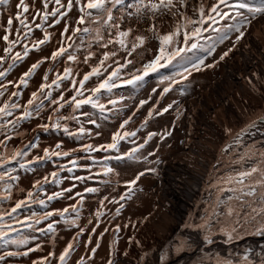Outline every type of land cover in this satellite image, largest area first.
<instances>
[{"label":"rangeland","instance_id":"obj_1","mask_svg":"<svg viewBox=\"0 0 264 264\" xmlns=\"http://www.w3.org/2000/svg\"><path fill=\"white\" fill-rule=\"evenodd\" d=\"M63 2L66 4L67 0H63ZM132 2H134V0H132ZM145 2H147V0H145ZM253 2H255V0H253ZM17 3L18 0H8L7 4H0V37L4 35L3 29L7 26L8 17L12 16L14 19L17 12ZM26 3L30 7L29 13L26 14L29 20H31V17L35 15V10H43L41 0H26ZM187 3V8L182 9V11L186 12L189 16H193L197 10V6L200 3V0H187ZM191 4L195 5L194 7L196 8L190 6ZM207 4L208 6H210V0H207ZM78 16V10L73 9L72 12L69 13V16L66 20L62 21L60 24L54 27L48 28V31L51 33L52 37L51 41L43 45L40 50L30 52L27 59L17 64L16 67L19 70L15 67L11 71L14 73L10 74V72L6 77V80L3 82L18 80L21 74L27 71V68L35 61L41 59L42 57H50L51 52L57 50L60 47L62 40L60 33L62 32L65 23L69 24L70 26L67 35H72L71 29L78 26L76 24V19L78 18ZM178 20L179 16H172L170 13L157 16L155 21H152L147 17L140 20H137L135 17L131 19H125L123 27L126 28L131 26L134 29L133 35L143 34L146 37L144 48L139 49L137 53H134L131 57V59H133L134 61V66L129 65L127 69L123 70V75L125 77H127V75L131 71H135L136 68L141 67L142 63H146L149 60L153 59L155 54L158 53L159 41L154 38L151 32L147 31L149 26L155 23L156 28L159 30V32L161 34H166L174 29V26L178 22ZM36 22L39 23V20L37 19ZM221 24H223V22H221ZM263 24L264 18H258L257 21H254L246 36L240 41L239 44L236 45L235 49L230 52L224 60H219V57L223 54V52H225L232 46V41L235 40V33L230 34V38L228 40H225L223 43L217 42L215 51L211 54H209L207 51V49L213 42L212 39H209V37L214 38L215 36V33H213L211 30L203 33L200 39L189 41L188 44H184L183 35L181 34V36L177 37V47L190 48L191 43L193 42L198 43L200 46L196 49H191L190 51L181 53L180 57H177L166 67L160 68L157 72L150 73L149 76L145 77L144 81H142L138 86H121L113 90V92H115V95H113L114 93L102 92L100 95V99L101 102L106 106L107 110L105 111V113L102 114L97 109L91 108V106L89 105L83 106L80 112L89 113L90 118L96 120L99 127L88 123L89 118L81 116L80 112L75 113V115L79 117V123H77L76 120H69L66 122L68 128L71 131L75 132L80 126H83L86 129L90 130V132L92 133L91 135L69 136L62 130H49L47 132L43 131L39 127V125L50 123L48 117L51 115L53 107L50 106L47 101L45 102V107L44 109H42L39 117H34L27 121H22L20 125H18L15 132L12 133L14 138L8 141L9 148L14 149L17 147H22L23 145L29 144L30 142L36 143L38 147L35 149H25L29 153V155L27 157H24L21 162L27 163L28 160H31L36 156L43 155V150L45 148L54 149L55 145L59 143L62 146L60 150L70 151L72 153H75L76 155H90L91 157H94L96 159V163L87 164L84 162H79V166L74 168L71 173L67 171H61L56 166L65 165L70 167L71 165H69L68 163L70 161V158L67 157L53 158V160H45L39 163H35L30 166V169H19L18 163L9 165V167L17 168V172L15 174L18 175L20 179L15 182L12 200L3 202V204L0 205L2 207H11L16 199H23L26 191L28 190L34 191V193H36L37 195V198L46 199V195L44 193L51 194L53 192L69 188L72 184L76 185L72 189V192L65 193L64 197L53 200L58 203L51 201L46 205V207H41L38 204L33 205L31 209H25L24 212L20 214L21 218H23L24 215L30 214V212L42 213L44 211L60 210L64 208V205H66L65 207H70L71 205L76 204L77 200L79 199V197H76V193L83 194V202L78 206L76 212L73 213L72 211H70L67 214V217L69 219L77 218L78 222L76 226H72L61 221L56 225L55 234L32 233L27 229H23L22 232L14 234L37 236L38 239L34 241L30 240L28 246H35L36 243H39L41 244V249L39 251L30 253L28 257L10 258L9 264H31V261L33 259L46 256L50 251L54 252L56 254V257H58L59 253L68 243L65 241L63 242V238L64 240H72V238L76 236V234L79 232V229L81 228L84 229V235L79 237L75 249L72 251V254L69 258L68 264H75V262L81 256L85 257L86 264H107V260L109 259L110 246L114 248L115 255L113 258L116 260V264H144V262L145 264H155L156 261H159L158 257H156V261L154 259L155 252L158 251L157 255L161 256L162 254L164 256L166 253V248L169 249L170 245L172 244L171 241H173L172 246L174 245L175 249L179 251V247H182L183 245L179 246L174 243L183 240L182 238H184V234L186 232L188 233L187 228H189V226L186 225L185 227L183 225L184 227H181V232L176 231L177 223L170 208V205H173L174 201L171 200L169 196L165 195V192H162L165 190L169 191L168 186L171 187V185H166V183L168 184V181L165 180V178L168 179L167 170L171 168L172 170H175L176 167H174L173 165H175V160H179V162H183L194 172L203 174L205 170L203 167L204 165L201 164L205 163L206 161L208 162L212 158L211 154L217 149V144L222 139H224V134L226 133L223 131V124H220L219 118L216 117L215 111L219 110L220 120H223V122L227 121V123L231 125L230 127L234 128L236 121L239 120V118L244 114V117L240 121H243L241 123L246 124L249 123L250 120L257 119L260 115H263L264 100H258L257 96L253 95L252 93L245 92L244 90L239 92V90L232 89V93H234L233 96L235 103L233 104L232 111L230 113L234 115L232 117L234 122L232 121V118H230L229 116L227 117L224 114L222 109L218 108L214 110L213 108H209L205 111L207 122V125L205 126L207 128H202L201 126L203 125L197 124L196 128H193L191 130L192 134L191 136H189V141L187 138L184 149H182L181 134L182 129L186 128L185 123L188 121L189 108L201 105L202 102L205 101L206 93L208 91H205L206 93H201V91L205 90L206 88L208 90L209 85H211L215 81L221 82L223 80L222 74L225 71L230 70L232 65H236L234 63V59L237 55H240L241 59H243L255 53L254 50L256 48L254 44L250 45V43H254L256 42V38L264 36ZM19 27L20 25L14 19L12 26V36L10 38H15L16 29ZM104 36L106 38L108 37V33L106 31L104 32ZM42 38V31L39 29H34L30 40H40ZM83 39L86 41V43L82 47H79L78 51L76 49H70V51H74L78 57L77 62L73 63L75 65V69L78 68L79 72L78 77L76 78L77 80L82 79L83 75L90 71V65H95L98 63L99 59L103 55V52L106 50L101 48L99 44L93 42L90 50L94 53V56L89 61V64H85L83 60L89 50L87 41L90 39V37L84 36ZM65 43H67V41H65ZM3 44L5 45L3 40L0 39V55H4ZM77 45H79V40H77ZM109 48H111V46H109ZM16 51H22V45L18 44L14 49V52ZM125 55V52H120L115 59H119L122 62ZM64 58H61L58 62V66H61L62 72L65 67L66 56ZM201 59L204 60L205 65L207 60L217 59L215 63L221 62V66H223L219 75L215 78L211 79L209 75H207L206 78H208V80L206 81V83H204V85H207L203 86V88H200V91L198 92L201 94H196L193 100L189 99L191 98L188 95L189 90L193 87H196L195 90H197L199 87H201V85H203L202 82L198 80L197 77H195L197 75L191 73L187 81H183L179 85H174L173 90H171L161 98L160 94L163 91V88L167 86V81L161 83L164 77H176L177 79H179L176 74L179 72H183L185 66L191 68L190 61L198 62ZM109 63H111V61ZM222 63L224 65H222ZM5 67H7L6 63L0 65V70ZM51 67V60H46L43 64H41L40 67L36 69V73L29 78L28 87H22L20 89L23 94L14 99H16L21 105L25 104L28 100V96L32 91L31 88L34 85V82H36L38 79L37 84H41L43 82L42 78L45 73L48 74V82L50 83L53 76L55 75V67ZM205 68L206 70H208L207 67ZM108 71L110 72L111 68H109ZM40 74L42 75L39 76ZM106 74L107 73H105V75ZM261 76L262 75L260 72L255 75V78H257L256 80L258 82L254 85L258 86V90L256 92L261 91L264 98V74L262 77ZM102 78L103 77H92L86 83V87H94L99 82V79ZM68 83L69 81H64L62 84V88L60 89V91H65L64 94L66 95V97H70L71 95H73L72 91H68ZM221 85L223 88V83H221ZM182 88L186 89V92L183 95H181L180 91ZM153 89H155V91H153ZM13 90V87L10 85L8 87L6 95L4 97H0V99H3L2 103L8 98V95H10ZM59 93V90H55L52 98L54 99L58 97ZM88 94L89 93H85V95ZM109 99L117 100L118 103L115 106L108 104ZM141 100H146L147 103L144 104L143 107H139V110L137 111ZM214 100H216V98H213L212 101ZM157 101H159V103H157ZM173 101H176L177 103L173 105V108L170 109L169 112L165 113L162 116L154 115L153 118L149 120L147 125L141 127L143 122L147 118V114L150 108H153L155 106L158 109H162ZM179 101L184 104L185 112L180 116L179 120H176V109L178 108ZM202 105L204 109L206 103H203ZM70 112L71 108L69 106H65V108L61 109V115H68ZM19 114L20 110H17L16 113H14V115ZM129 117H132V119L130 120L129 124L126 125L125 128L121 131H137V129H139V131H137L136 137L129 138V140L121 142L119 146L120 154H123L124 152L130 150L132 147L142 143L149 132L158 133V135L152 137V139L143 149L139 150V152L136 154V159H110L104 161L103 158L105 156H115L117 155V152L106 153L100 151L86 153L79 150L84 144H92L94 146H98L111 142V136L113 132L116 131L119 128V125ZM195 120L199 121V117H195ZM259 124H261V121L257 119V126ZM208 127L210 129H208ZM177 129L178 131L176 132ZM212 130H219V132H217L219 136H213V132H210ZM16 132H18L19 135H16ZM97 132H99L100 135H96ZM166 132H171V135L165 136L164 139H161V135H164V133ZM3 138V135H0V139ZM133 139L135 140V144L130 142V140ZM231 141H233L232 136L227 139V142L223 146L229 145ZM197 144L201 145V148L197 147ZM193 150L197 151L201 157L198 158L196 156V153L192 154ZM220 151L222 150L220 149ZM219 152L218 156H220ZM149 153H154V155H149ZM218 156L214 161L210 160L211 162L209 163H216ZM144 157H147V159H144ZM168 165L170 167H168ZM105 166L111 167L113 171L107 175H96L97 172L102 173ZM89 168L91 169L90 171ZM149 169H154V171H148ZM53 171L59 172V177L61 179L59 185L54 183L45 184L43 186L44 192H39L36 189L32 188V184L36 180L42 179L44 176H49V178L51 179L50 173H52ZM141 172H144L145 174L143 176H140L136 184L133 185L134 192L131 195V198H127L126 201L120 200V196L127 191V182L136 179L138 174ZM170 173V176L174 178L180 177V174L176 173V171H171ZM74 176H82L86 179L82 181H75L71 179V177ZM65 177H69V179H64ZM171 183L174 184V181H171ZM87 187H94L98 190L94 193L84 192V189ZM17 189H23L25 191H18ZM68 197L72 198L69 199ZM204 197L206 198V196H203V198ZM226 198L227 197H224V199ZM62 200H64V203ZM101 200H105V204L103 207H101L100 205ZM109 201L113 202L110 203ZM120 204H123L124 207L120 210L119 215H116V209L120 207ZM98 209L103 213V215L99 218L100 222L99 226L97 227L98 221L95 213ZM202 215V210L201 212H197L193 216L194 222L199 220ZM53 219L59 220L60 218H49V221L42 222L41 225H38L37 227H44L46 223L51 222V220ZM89 221H91V223H89ZM220 223L221 220L220 222L215 224L216 227L219 228L220 226L217 224ZM133 224L135 225V227L132 226ZM117 225L120 226V230L118 233H114L113 230ZM125 225H128V227H125ZM189 225L192 226V224ZM94 227L96 228V232L92 233V229ZM105 229H108V231H105ZM101 233H103L102 236ZM179 233L180 236L178 235ZM187 233L185 234L186 236ZM89 235H91L92 237V243L88 246V248H85V242L87 241ZM175 237L179 239L178 240L176 238L177 242ZM129 238H133L131 243H129ZM173 238L175 239V242ZM97 239H99L100 247L97 249L96 253L89 261L87 260V257L91 255V248L95 247ZM113 240L116 241L115 245H113L112 243ZM135 241H139V245H137ZM8 250L16 249L10 246ZM20 250L24 249L21 248ZM169 250L166 255L170 253L171 254L168 255V257L165 255L166 258H171L177 252H174V250L171 248ZM243 251V254L240 253L241 259L232 262L244 264L243 257L246 254L249 256L252 264H262V262H264V249H261L258 246L251 248L250 246H246L243 248ZM124 252L128 253L127 256L123 255ZM204 255L206 254H200V257L202 259L199 260H201V263H199L200 261H195L194 259L196 257H193V255L192 258L189 259L188 264H204L202 262L209 264V262L204 258ZM142 257L143 259H141ZM227 259L231 260L230 258ZM194 261L197 263H195ZM52 264H57L56 259H53Z\"/></svg>","mask_w":264,"mask_h":264},{"label":"snow or ice","instance_id":"obj_2","mask_svg":"<svg viewBox=\"0 0 264 264\" xmlns=\"http://www.w3.org/2000/svg\"><path fill=\"white\" fill-rule=\"evenodd\" d=\"M8 0H0V4H7ZM43 10H35V15L29 20L26 15L30 11L29 5L26 0H18L16 4L17 12L15 14V21L20 25L16 29L15 38L12 36V26L14 19L9 16L7 19V26L3 29L4 35L0 37L5 43L3 49L4 55H0V65L7 64V67L0 70V97H4L7 93L8 87L11 85L13 91L8 98L0 104V135H3V139H0V205L3 202L11 201L13 198V189L15 182L20 177L16 175V167H9L14 163H18L19 169H30V166L35 163H39L45 160H53V158L68 157L71 155L70 151H63L61 144H56L54 149L45 148L43 155L36 156L27 163L21 162L24 157H27L29 153L25 150L28 148L35 149L38 145L34 142L23 145L22 147L9 148L8 141L12 140L14 136L13 132L17 129L18 125L22 121L30 120L34 117H39L42 109L45 107V102L52 107V113L48 117L50 123L39 125V127L47 132L49 130H62L69 136H84L91 135L90 130L83 126H80L75 132L71 131L67 126V121L76 120L79 123V117L75 113L80 112L83 106L89 105L93 109H97L100 113H105L106 106L101 102V93H112L114 89L121 86H138L145 77L149 76L150 73L157 72L160 68L166 67L172 63L177 57L181 56V53L196 49L200 45L198 43H191L190 48L177 47V37L183 35L184 44H188L189 41H195L202 37L203 33L211 30L215 33L212 39V44L207 49L208 53L211 54L215 51L216 43H223L225 40L230 38V34L235 33V40L232 41V46L228 48L219 57V60H224L225 57L232 52L236 45L246 36L249 29L251 28L254 21L258 18H264V0H210V6L207 4V0H200L197 10L193 16H189L182 9L187 8V0H67L65 4L63 0H41ZM51 5V8H50ZM50 9V10H49ZM73 9H77L79 16L76 19L75 28H72V35H67L69 32V24L65 23V26L60 33L61 44L60 47L51 52L50 57H42L35 63L31 64L27 71L23 72L18 80L6 81L7 75L17 66L18 63L24 61L29 56L30 52L38 51L43 45L51 41V33L48 28L54 27L66 20L69 13ZM171 14L172 16H179L178 22L175 24L174 29L166 34H161L156 28L155 23L151 24L147 29L151 32L156 40L159 41L158 53L155 54L154 58L146 63H142L141 67L136 68L135 71H131L127 77L123 75V70L127 69L129 65L134 66V61L131 59L134 53H137L139 49L144 48L146 43V37L143 34L133 35L134 29L129 27H123L125 19H131L135 17L137 20L147 17L148 19L155 21L157 16ZM37 19L39 23H37ZM223 22V24H221ZM34 25V27H33ZM83 26V27H80ZM34 29H39L43 33V38L40 40H30ZM108 33V37L104 36V32ZM84 36L90 37L87 41L88 52L84 57L83 62L89 64V61L94 56V53L90 50L92 43L95 42L103 49L102 57L95 65H90V71L83 75L82 79L77 80L74 76V69L70 66L76 63L78 60L77 55L70 49L79 50L86 41L83 39ZM79 40V45H77ZM67 41V43H65ZM22 45V51L14 52L16 46ZM111 46V48H109ZM120 52H125L126 55L123 61L115 59ZM66 56L65 67L62 73H57L52 81L48 82V74L45 73L43 76V82L39 85L37 91L31 93L30 98L27 102L21 105L16 99L23 93L20 89L27 88L29 84V78L34 75L36 69L40 67L46 60L57 62L59 59ZM111 61V63H109ZM191 68L185 66L183 72H179L176 76L179 77H164L161 83L167 81V86L163 88L161 92V98L173 90L174 85H179L183 81H187L192 71H201L202 66L212 68L214 64H204V60L198 62H191ZM111 68L109 72L108 69ZM105 73H107L105 75ZM252 75H256L253 73ZM92 77H103L99 79V82L91 88L86 87V83ZM71 81L68 91H72L73 95L65 97L64 91H60V95L56 98H52V93L55 90H60L64 81ZM251 84L252 80H248ZM155 91V89H153ZM181 95L185 94L186 89H181ZM85 93H89L85 95ZM118 103L117 100L109 99L108 104L115 106ZM146 100H141L139 107H143L146 104ZM159 103V101H157ZM176 101L168 104L162 109H158L155 106L150 108L147 114V118L143 122L141 127L147 125L153 116H162L169 112L176 104ZM69 106L71 112L68 115H61V109ZM17 110H20L19 115H14ZM135 114V113H134ZM183 113L177 110L176 120H179ZM81 116L88 117V123L97 125L96 120L90 118V114L87 112H80ZM132 117L124 120L119 128L113 132L111 136V142L94 146L92 144H84L79 149L86 153L92 152H117L115 156H105L104 161L115 159H136V154L140 149H143L153 136L158 135L155 132H149L147 137L142 143L132 147L123 154L119 153V146L122 141H127L129 138H134L137 135V131H121L129 124ZM259 121L264 122V115L259 116ZM63 122V123H62ZM253 128H257V120H250L246 126L242 127L239 131L233 132L232 129L225 128V132L233 137L235 144L242 143V137L248 135ZM16 135H19L16 132ZM96 135H100L99 132ZM171 132H166L161 135V139L165 136H170ZM131 143L135 144V140H130ZM231 145H225L222 151L228 152ZM243 155L239 156L236 163H247V167H242L235 170L231 174L223 177L219 180L215 187L219 193H230L226 199L217 197V202L212 206L211 212L217 213L219 209V216L217 221H220L222 217L219 232L226 238V242H231L234 239H240L241 233L264 236V146L260 148L247 147ZM255 148V150H254ZM76 151V150H73ZM154 155V153H149ZM86 159L93 160L88 155ZM147 159V157H144ZM69 166L56 165L61 171H67L71 173L74 168L78 167V161L72 159L69 162ZM93 163H96L93 160ZM91 169L89 168V171ZM113 169L105 166L102 173L97 172L96 175H107L111 173ZM148 171H154L149 169ZM145 173L141 172L138 174L136 179L127 182V191L120 196V200L131 198L134 192L133 185L136 184L140 176ZM49 176H44L40 180H36L32 184V188L39 192H44L43 186L45 184L54 183L59 185L61 179L59 172L53 171ZM64 179H69L65 177ZM71 179L75 181H82L86 179L82 176H74ZM72 184L71 187L62 189L60 191L53 192L51 194L44 193L46 199L37 198L34 191L28 190L25 193L23 199H16L11 207L0 206V264H9L10 258L28 257L30 253L39 251L41 244L36 243L35 246H28L30 240H37V236L29 235H14L20 233L23 229H27L32 233L40 234H55L56 225L63 221L66 224L72 226L77 225V218L69 219L67 214L72 211L76 212L78 206L83 202V194L76 193V197H79L76 204L70 207H65L60 210L44 211L42 213L30 212L28 215H24L21 218L20 214L25 209H31L33 205H40L46 207V205L56 199L64 197L65 193L72 192L75 187ZM18 191H25L23 189H17ZM98 189L94 187H87L84 192L94 193ZM71 199L72 197H68ZM107 199V198H105ZM110 203L113 201H109ZM118 202V201H117ZM105 204V200L100 201L101 207ZM222 205V207H220ZM124 207L120 204V207L116 209V215H119L120 210ZM103 213L98 209L95 213L97 218V227L99 226V218ZM59 217V220L53 219L51 222L46 223L44 227H37L42 222L49 221V218ZM212 217L206 219L202 224L197 225L199 229H205L207 234L204 236V240L211 244L213 242L212 236L214 230L209 226V221ZM91 223V221H89ZM135 227V225H132ZM191 227V225H188ZM128 227V225H125ZM120 226L117 225L113 230L114 233H118ZM108 231V229H105ZM96 232V228L92 229V233ZM84 235V229H79V232L70 240L67 245L56 257L54 252H49L46 256L33 259L31 264H52L53 259H56L57 264H68L69 258L72 251L75 249L76 243L80 236ZM103 233H101V236ZM133 238H129V243L132 242ZM139 245V241H135ZM92 243L91 235L88 236L85 242V248ZM113 245L116 241L113 240ZM14 247L16 250H8ZM100 247L99 239H97L95 247L91 248V255L87 257V260H91L97 249ZM23 248L24 250H20ZM127 252L123 255L127 256ZM115 255L114 248L110 246L109 259L107 264H116V260L113 258ZM147 255V254H145ZM143 259V257L141 258ZM161 260L164 256L160 257ZM244 264H252L249 256L246 254L243 257ZM75 264H86L85 257L81 256ZM216 264H232L231 260H217ZM264 264V262H262Z\"/></svg>","mask_w":264,"mask_h":264},{"label":"bare ground","instance_id":"obj_3","mask_svg":"<svg viewBox=\"0 0 264 264\" xmlns=\"http://www.w3.org/2000/svg\"><path fill=\"white\" fill-rule=\"evenodd\" d=\"M190 6H193V8H196L194 7L195 5L191 4ZM251 44H254L256 48L254 50L255 53L243 59H241L240 55H237L234 59V63L236 65H232L230 70L225 71L222 74V77H223L222 79L229 80L233 88H238V89L245 88L250 93L257 95L255 87L252 84H249L248 80H251V77H250L251 72L253 71L260 72L264 68V36H260L259 38H256V42L254 43L251 42L250 45ZM222 65L224 64L222 63ZM222 67L223 66H221V68ZM218 83L219 81H215L211 85H209L208 90L206 88L205 90L201 91V93H206L205 91H208L206 93L205 101L202 102V104L206 103L207 110L209 108H212L210 106L208 96L213 91H216V87L218 86ZM199 91H200V88L196 91L195 96L196 94L197 95L201 94V93H198ZM219 98L222 103L226 101V99L223 97H220V95H219ZM202 104L196 107H193V108H189L188 121L185 123L186 128L182 129V134H181L182 149H184L185 142H187V138L189 141V136H191L192 134L191 130L193 128H196L197 124L203 125L201 126L202 128L206 127L205 125H207L205 114L203 115L202 114L203 111L201 110V107L203 106ZM179 106L181 107V112L184 113L185 106L184 104L181 103V101H179L178 107ZM195 117H199V121H196ZM244 126H246V124ZM241 128H239L236 131H239ZM177 131L178 129L176 130V132ZM229 137H231V135L227 134V136L225 137L219 149L214 153V156L211 161L215 160V158L218 156V152L220 151V149L222 150V148L224 147L223 145L227 142V139ZM229 145H231V147L229 148L227 153H225L224 151L219 152L220 156H218L216 163L212 164V163H209L211 161H208V162L206 161L205 163L201 164V165H204L203 167L205 171L203 174H198L194 172L193 170L189 168V166H187L183 162H179V160H175V165H173L174 167H176V169L174 168L175 170H172V168L167 170L168 179L165 178V180L168 181V184L166 183V185H171V187L168 186L169 191H170V188H171V191L169 192L168 190L166 191L164 189L165 191H162V192L163 193L165 192V195L169 196V198H171V200L174 201L173 205L172 204L170 205V208L172 210V214L175 217V220L177 223L176 231L181 232V227L183 225L186 227V225L188 226L189 224H192V226L187 228L188 233L185 231L187 233V236L185 235L186 233L184 234V231H183L184 238H182L183 237V234H182V237L180 238H182L183 240L182 241L180 240V242L178 241L179 244L177 242L178 238L175 237V239L177 238L176 239L177 243H174V244H177L179 246L183 245L182 247H179L180 248L179 251L175 249L174 245L172 246L173 241H171L172 244L170 243L171 244L170 247L167 246L169 247V249L170 248L173 250L175 249L174 252L177 251L174 255L172 254L173 256L171 258H166V256L168 257V255L171 254L170 253L166 255V253H168V250H169L168 248H166V250L168 249L167 251L165 250L166 256L164 255L166 259L164 258L163 260L160 259V257L163 255L161 254V256H159L157 255L158 251L155 252L154 254L155 261L157 260L156 257H158L159 259V261H156V263L154 262L155 264H188L189 259L192 258L193 255H194L193 257H196L194 260L197 262L200 261L199 263H201V260H199V259H202L200 257V254L201 255L206 254L204 255L205 256L204 258L209 262V264H216L217 260H225L227 258H230L231 261H235V260L238 261L241 259L240 253L244 252L243 248L246 246H250V248L258 246L259 248L264 249V236H256V235H249V234L241 233L240 239H234L231 242H226V238L219 232V228L222 226V224L221 223L217 224L220 226L219 228L216 227L215 225L216 223L220 222V221H217V216H219V209L217 210L216 214H213L211 212L212 206L215 205L217 202V197H221L224 199V197H227L228 195H230V193H227V192L219 193L215 187L216 183L219 180H221L223 177H226L227 175L234 172L235 170H238L242 167H247L248 164L251 163V161H248L247 163H241V164L236 163L239 156L243 155L244 152L246 151L245 146L247 147L255 146V148H260L261 146H264V122H261V124H259L257 128H254L252 131H250L248 135L243 136L242 143L235 144L233 141H231ZM197 147L201 148V145L197 144ZM195 153L198 158L201 157L197 151L193 150L192 154H195ZM168 167L170 166L168 165ZM171 171H176V173L180 174V177L174 178L170 176ZM170 180L174 181V184L171 183ZM203 196H206V198L205 197L203 198ZM220 207H222V205H220ZM201 210L203 212V215L200 217L199 220L194 222L193 216L197 212H201ZM209 217H212V219L209 221V226H211L214 230V234L212 236L213 242L211 244H208L204 240V236L207 234L206 230L199 229L196 227L197 225L202 224ZM222 219L223 218L220 217L221 221ZM178 235L180 236V233ZM175 239H174V242H175ZM202 263L206 264L205 262H202ZM232 264H238V263L232 262Z\"/></svg>","mask_w":264,"mask_h":264},{"label":"crops","instance_id":"obj_4","mask_svg":"<svg viewBox=\"0 0 264 264\" xmlns=\"http://www.w3.org/2000/svg\"><path fill=\"white\" fill-rule=\"evenodd\" d=\"M17 27V26H16ZM3 46L5 47L6 45H4L3 44ZM217 59H211V60H207L206 61V65H208V64H214L215 66L214 67H212V68H207L208 70H206V68L205 67H203L202 66V70L201 71H193L192 72V74H195V75H197V76H195V77H197L198 78V80H200L201 82H202V84L203 85H201V87H203V86H205V85H207V84H205L204 85V83H206V81L208 80V78H206L207 77V75H209V77L211 78V79H213V78H215L216 76H218L219 75V73H220V71H221V62H217V63H215V61H216ZM36 62V61H35ZM34 62V63H35ZM31 66V65H30ZM29 66V67H30ZM28 67V68H29ZM28 68H27V70H28ZM16 69H18L17 67H16ZM19 70V69H18ZM208 71V72H207ZM14 72H11L10 74H13ZM36 73V72H35ZM34 73V74H35ZM207 73V74H206ZM253 73H258L257 71H253V72H251V80H252V85L255 87V89H256V91L258 90V86H255L254 84H256L258 81L256 80L257 78H255V76H253L252 74ZM260 73H261V75L263 76V74H264V68L260 71ZM21 74V73H20ZM19 74V75H20ZM18 75V76H19ZM42 74H40L39 76H41ZM261 76V77H262ZM261 77H260V79H261ZM18 78V77H17ZM37 81H38V79H37ZM37 81L36 82H34V85L32 86V88H31V93L32 92H34V91H36L37 90V88H38V86H39V84H37ZM221 83H223V85H224V87L222 88V85H221ZM189 84V83H188ZM201 87H199V88H201ZM198 88V89H199ZM196 89V87H193L192 89H190L189 90V92H188V95H189V97H191V98H189L190 100H193V98H194V96H195V93H196V91L198 90H195ZM232 89H235V90H239V92L240 91H242V90H244L245 92H249L247 89H245V88H242V89H238V88H233L232 87V85H231V83H230V81L229 80H227V79H223L221 82H219L218 83V86L216 87V91H213L209 96H208V100H209V102H210V106L214 109V110H216V109H218V108H220V109H222L223 110V112H224V114L228 117H230V118H232L234 115L233 114H231L230 112L232 111V107H233V104L235 103V100H234V96H233V94L234 93H232ZM31 93H30V95H31ZM112 93H114L113 95H115V92H112ZM250 93V92H249ZM116 94H118V93H116ZM30 95L28 96V99L30 98ZM219 95H220V97H223V98H225L226 99V101L224 102V103H222L221 101H220V98H219ZM254 95V94H253ZM255 96H257L258 97V100H264V98H263V95H262V92L260 91V92H257V95H255ZM213 98H216V100H214V101H212L213 100ZM2 100L3 99H0V104L2 103ZM237 100V99H236ZM175 105V104H174ZM175 107V106H174ZM179 109V111H181V107L179 106L177 109H176V112H177V110ZM201 110L203 111L202 112V114L204 115L205 114V112L204 111H206L207 110V105H205V107H204V109H203V106L201 107ZM215 114H216V117H218L219 118V122H220V124L222 123L223 124V131L225 132V128H229V129H232L233 130V132H235L236 130H238L239 128H241L242 126H244L246 123H241V122H243V121H240L243 117H244V115H242L240 118H239V120H237L236 121V123H235V125H234V128H232V127H230L231 125H229L228 123H227V121H225V122H223V120H220V112H219V110H217V111H215ZM223 118V117H222ZM232 121L234 122V120H233V118H232ZM239 123H241V124H239ZM233 125V124H232ZM177 127V126H176ZM208 129H210L209 127H208ZM211 133L213 132V136H215V135H218L219 136V134L217 133V132H219V130L217 131H210ZM225 136H224V139H225V137L227 136V134L225 133L224 134ZM19 138V137H18ZM224 139H222L218 144H217V149L211 154V157L213 158V156H214V153L219 149V147L221 146V144L223 143V141H224ZM88 155H80V154H78V155H76L75 153H72L71 152V155L70 156H68L67 158H70V160H72V159H76L77 161H78V163L79 162H84V163H87V164H91V163H93V160H89V159H86L85 157H87ZM94 160H96L94 157H92ZM212 158L210 159V160H212ZM100 160V159H99ZM209 160V161H210ZM63 201V203H64V200H62ZM52 202H55V201H52ZM55 203H58V202H55ZM127 205V204H126ZM65 206L66 205H64V208H65ZM69 242L70 240L69 239H65L64 240V238H63V242Z\"/></svg>","mask_w":264,"mask_h":264},{"label":"trees","instance_id":"obj_5","mask_svg":"<svg viewBox=\"0 0 264 264\" xmlns=\"http://www.w3.org/2000/svg\"><path fill=\"white\" fill-rule=\"evenodd\" d=\"M65 59V58H64ZM60 60V59H59ZM59 60L57 61V62H52V67L51 68H53V67H55V70H54V76H53V78L52 79H54L55 78V76H56V74L57 73H62V70H61V66H58V62H59ZM71 67L74 69V76H75V78H77L78 77V68L77 69H75V65L74 64H71ZM52 81V80H51ZM70 83H71V81L69 80V83L67 84V85H70ZM59 92H60V90H59ZM65 92V91H64ZM53 93H54V91H53ZM53 93H52V95H53ZM72 94H73V92H72ZM59 95H60V93H59ZM58 95V96H59ZM65 95V94H64ZM65 97H66V95H65ZM67 98V97H66Z\"/></svg>","mask_w":264,"mask_h":264}]
</instances>
